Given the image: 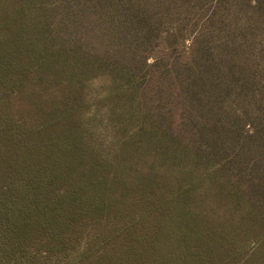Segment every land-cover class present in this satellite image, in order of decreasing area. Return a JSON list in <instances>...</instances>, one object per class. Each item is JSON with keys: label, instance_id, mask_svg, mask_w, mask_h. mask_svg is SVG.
<instances>
[{"label": "trees", "instance_id": "obj_1", "mask_svg": "<svg viewBox=\"0 0 264 264\" xmlns=\"http://www.w3.org/2000/svg\"><path fill=\"white\" fill-rule=\"evenodd\" d=\"M0 264H264V0H0Z\"/></svg>", "mask_w": 264, "mask_h": 264}, {"label": "rangeland", "instance_id": "obj_2", "mask_svg": "<svg viewBox=\"0 0 264 264\" xmlns=\"http://www.w3.org/2000/svg\"><path fill=\"white\" fill-rule=\"evenodd\" d=\"M105 84V81L103 79H96V80H88L85 81L83 84V91L84 96L86 97V102L89 103L88 107L84 110H82L78 117L81 119V127L82 132L84 135V139L88 141V143L91 145L92 149L96 153L97 157L99 159H107L110 160L111 154L113 151H115L118 147V145L115 142L114 132L112 130V124L108 122L107 119V112L105 109H98L93 104V101L98 99L102 95V87ZM52 89H49L50 94L58 95L61 100H63V97L59 92L52 93ZM193 152V151H192ZM188 155H191L188 153ZM193 157V156H192ZM190 164L191 160H190ZM179 165H172L170 167L164 168L162 170V174L167 178H169V181L167 183V186L169 187H177L178 185L182 184L183 181L186 178L187 172L186 170H183V167ZM102 177L110 178L109 174H103ZM98 178H101V176H98ZM207 183L204 182L201 186H198L195 192V197L198 198L195 200H192V206L195 208H204V209H213V206L210 201V196H213L212 193L210 196L207 194ZM212 192L214 190H211ZM195 205V206H194ZM198 210V209H197ZM214 212V211H211ZM215 214H211L212 218H219V219H227L228 224H230V221L232 224H236L238 222V219L235 220L230 215L228 216V211H226L225 207L223 209H218L217 212H214ZM230 220V221H229ZM219 223H224L223 220L219 221ZM238 231L239 236L244 233L241 229ZM255 246V245H252ZM84 245H80L78 248L79 250L83 248Z\"/></svg>", "mask_w": 264, "mask_h": 264}]
</instances>
